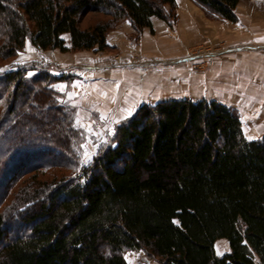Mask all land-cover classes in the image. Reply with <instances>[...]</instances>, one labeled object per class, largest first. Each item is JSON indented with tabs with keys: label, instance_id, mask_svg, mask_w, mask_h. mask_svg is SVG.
<instances>
[{
	"label": "trees",
	"instance_id": "16d2710c",
	"mask_svg": "<svg viewBox=\"0 0 264 264\" xmlns=\"http://www.w3.org/2000/svg\"><path fill=\"white\" fill-rule=\"evenodd\" d=\"M238 21L241 0H196ZM176 0H0V60L38 49L105 50L125 20L154 33ZM93 14L87 27L82 23ZM65 34L71 37L68 46ZM0 74V264H264V135L215 98L143 102L91 163L85 130L40 65ZM230 250L218 254L216 242Z\"/></svg>",
	"mask_w": 264,
	"mask_h": 264
},
{
	"label": "crops",
	"instance_id": "0c3cea01",
	"mask_svg": "<svg viewBox=\"0 0 264 264\" xmlns=\"http://www.w3.org/2000/svg\"><path fill=\"white\" fill-rule=\"evenodd\" d=\"M166 8L176 14L173 26L155 17L154 33L149 27L138 32L130 20H125L108 33L107 42L111 46L108 52L43 50L28 41L25 49L29 52L27 58L22 60L43 62L55 75L67 73L70 78L58 81L53 86L78 106L82 119L85 117L87 120L94 113L102 119L121 121L126 115L125 109L133 108L134 112L143 102L156 101L158 94L150 96V90L156 89L158 92L161 82L158 74L139 68L103 69L101 64L104 59L110 61L107 64L112 67L113 55L118 52L125 60L131 54L158 57L177 52L192 42L220 41L226 43L227 52L232 54L215 59L210 64L208 73L212 83H216L213 87L219 90V95L209 94L206 98H217L229 106L245 108L251 116L249 125L242 119L245 135L253 139L263 136L264 40L261 38L264 37V0H242L236 8V22L209 13L196 0H179V3L176 0L174 8L170 5ZM65 38L68 46H71L70 35L65 34ZM83 63L93 65L94 69L92 66L87 67L91 69L89 71L70 69ZM188 66L185 65L188 69L185 72L192 77V69ZM227 244L225 252L230 250L228 241ZM257 264H260L259 259Z\"/></svg>",
	"mask_w": 264,
	"mask_h": 264
},
{
	"label": "rangeland",
	"instance_id": "374dc122",
	"mask_svg": "<svg viewBox=\"0 0 264 264\" xmlns=\"http://www.w3.org/2000/svg\"><path fill=\"white\" fill-rule=\"evenodd\" d=\"M242 1V0H241ZM240 1V2H241ZM172 11V10H171ZM169 11V12H171ZM95 16L93 14H89L82 23L83 27H87L93 23ZM175 23V22H174ZM169 24V23H168ZM173 26V25H170ZM155 32V31H154ZM65 36V35H64ZM27 45V44H26ZM26 47V46H25ZM25 47L19 52V54L12 58L11 60L1 61L0 60V69H4V71L0 72L2 74L5 71H10L12 69H16L18 66L26 65L27 67H33L29 73L31 75L37 73L40 69V65L43 62L39 61H27L21 64H18L17 61L22 60L23 58H27V49ZM227 45L223 42H192L186 44L182 49L177 50V52H172L165 56H158V57H147L141 56L139 54H131L129 57L123 58L121 53H116L113 55L111 66L110 61L104 59V62L101 64L103 69L106 67L114 68L116 70H121L124 68H139L143 71L151 72L158 74L160 84V89L156 92V89L150 90V96L156 95V101L163 100V99H170V98H181V97H190L192 96L193 99H200L209 94H218V91L214 89L213 85L216 83H212L210 74L208 73L210 64L215 60L221 57L228 56L232 53L223 52V49H226ZM38 49V48H37ZM220 49L222 52H219L217 55L212 54L213 50ZM95 50L96 49H89ZM111 50V47L105 50H97V51H104L108 52ZM23 53V56L21 55ZM47 64L46 61H44ZM108 63V64H107ZM44 65V64H43ZM108 65V66H106ZM185 65H189L188 67L192 70V77L190 76L189 72H185L188 70ZM46 66V65H44ZM91 67L94 69L93 65H89L87 63H83L79 66H71L70 69L75 71L86 70L89 71L91 69H87V67ZM48 67V66H47ZM62 75L69 76L67 73H63ZM209 75V76H208ZM208 76V77H207ZM208 78V79H207ZM213 79V78H212ZM67 80V78H66ZM207 80V81H206ZM141 84V82H140ZM61 94V93H60ZM181 95V96H180ZM169 96V97H165ZM211 96V95H210ZM191 97V98H192ZM211 98L212 97H207ZM217 99V98H215ZM60 101L65 104H70L75 107L76 110V123L81 126L85 130V137L82 145V162L87 163L85 153L91 154V161L94 156L98 153L99 149L102 148L104 145L108 144L113 136L111 129H115L116 121L111 118L109 119H102L98 114L92 113L89 118L86 120L85 117L83 119L80 117L78 106L75 105L72 101L67 99L64 96L60 97ZM156 101H150L156 102ZM147 102V101H146ZM138 107V106H137ZM136 107V108H137ZM241 114V118L243 119L246 125L250 124L251 119L249 112L245 110V108L239 109L237 108ZM136 110V109H135ZM122 121V120H121ZM119 121V122H121ZM85 125L91 127L92 131H89V128ZM99 133V135H97ZM107 140V143H105ZM227 240L220 239L216 242V250L219 254L225 252L227 247ZM125 256L130 264H161L156 258L149 255L144 250H133L127 251Z\"/></svg>",
	"mask_w": 264,
	"mask_h": 264
},
{
	"label": "snow or ice",
	"instance_id": "6c2138e0",
	"mask_svg": "<svg viewBox=\"0 0 264 264\" xmlns=\"http://www.w3.org/2000/svg\"><path fill=\"white\" fill-rule=\"evenodd\" d=\"M177 3H179V0H177ZM129 23H130V21H129ZM261 39L264 40V37H262ZM30 50L35 51V49H30ZM21 55L23 56V53H21ZM23 62H24L23 60L17 61V63H23ZM2 71H4V69H0V72H2ZM29 75H31V73H29ZM103 95H107V94L104 93ZM133 110H134L133 108L125 109L124 111H125L126 115H125L124 119H127L128 117H130L133 113ZM116 122L119 123V121H116ZM85 126L89 128L90 132L92 131L90 126H88V125H85ZM111 132L114 135L115 129L114 128L111 129ZM97 135H99V133H97ZM248 139H253V137L249 136ZM105 143H107V140H105ZM85 156L87 157L86 162L91 163V154L85 153ZM130 264H131V261H130Z\"/></svg>",
	"mask_w": 264,
	"mask_h": 264
},
{
	"label": "built area",
	"instance_id": "2783aa9c",
	"mask_svg": "<svg viewBox=\"0 0 264 264\" xmlns=\"http://www.w3.org/2000/svg\"><path fill=\"white\" fill-rule=\"evenodd\" d=\"M226 48V47H225ZM228 51V49L226 48V49H223V52H227ZM211 52H213L212 54H218L219 52H222V50H220V49H217V50H213V51H211Z\"/></svg>",
	"mask_w": 264,
	"mask_h": 264
}]
</instances>
